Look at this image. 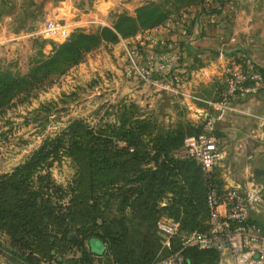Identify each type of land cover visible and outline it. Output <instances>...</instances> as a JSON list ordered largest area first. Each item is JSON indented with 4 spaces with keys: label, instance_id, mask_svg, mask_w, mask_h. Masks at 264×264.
<instances>
[{
    "label": "rangeland",
    "instance_id": "obj_1",
    "mask_svg": "<svg viewBox=\"0 0 264 264\" xmlns=\"http://www.w3.org/2000/svg\"><path fill=\"white\" fill-rule=\"evenodd\" d=\"M7 1L0 2V7L6 9L0 10V81L8 86L0 97V176L9 180L6 175L43 140L65 136L75 125L94 130L116 126L126 133L125 139L114 140L111 148L104 151L108 162L103 165L91 162L94 156L89 150L72 149L61 152V158L48 169L32 172L27 180L30 186L43 185L45 182L37 177L49 173L54 184L63 188L60 197L59 192L51 197V210L43 204L33 206L23 188L17 193L0 192V200H6L3 206L11 210L1 205L0 251L44 262L56 260L54 257L72 264L96 259L89 255L103 251V244L95 237L103 231L102 217H119L118 206L124 198L126 203H132L140 197L146 201V209L144 225H139L154 242L152 257L165 255L164 237L156 223L178 215L177 207L172 210L169 206L178 196L175 191L179 190L181 177H186V191L197 201L192 205L202 208V184L195 161L175 156L190 130L193 132L200 123L194 108L172 102L174 96L183 97L180 82L174 92L173 81L161 84L174 91L160 83L126 75V48L136 46L143 57L147 48L140 46L137 38L151 27L161 22L163 26L181 22L195 14L205 18L217 12L220 0H10L11 6ZM5 12L15 16L10 25L3 24ZM23 14L29 19L25 25ZM126 16L133 17V22ZM49 20L66 25L65 38L43 35L41 30ZM103 29L111 30L115 36ZM100 34L103 39L96 42L81 38L82 46L74 57L64 49L77 36ZM143 41V46H147L148 41ZM84 44L90 47L84 48ZM160 126L161 135L157 132ZM182 133L176 148L159 152L161 141L167 142L166 146L170 143L169 134ZM171 157L184 162L175 166ZM223 163L220 172L233 175L228 171L229 166L233 168L231 156L227 154ZM151 176L157 183L148 186ZM142 185L145 190L140 194ZM131 211L128 209L126 214V236L118 231L106 233L114 240V249L121 253L125 250L130 256L138 252L142 241L133 226L140 219H134ZM188 220L190 227L195 226L196 221L202 220L201 213ZM51 249L54 251L49 256ZM189 256L193 264H230L229 256L213 251L190 250ZM131 259L140 261V254Z\"/></svg>",
    "mask_w": 264,
    "mask_h": 264
},
{
    "label": "built area",
    "instance_id": "obj_2",
    "mask_svg": "<svg viewBox=\"0 0 264 264\" xmlns=\"http://www.w3.org/2000/svg\"><path fill=\"white\" fill-rule=\"evenodd\" d=\"M66 28L64 23L49 20L41 32L52 39H57V36L65 38L68 34ZM164 29L162 24L151 27L146 34L137 38L139 45L147 48L143 57L136 46H127L124 70L127 76H138L153 84L173 81L176 91L160 84L165 89L177 92L181 50L163 38ZM186 32L187 26L182 27V33ZM143 39L148 41L147 46H143ZM223 77L225 92L222 98L208 102V107L199 112L200 132L187 136L183 146L175 153L177 157L195 161L201 173L209 180L205 194V227L186 233L179 220L159 219L157 229L164 237L167 253L148 264H193L188 254L189 248L227 255L230 264H264V222L253 217L255 213H261L264 217V191L256 187L226 185L219 180L227 153L220 147L216 136L217 124L230 108L228 99L255 93L264 81V75L258 70L228 66ZM258 119L264 124V113ZM89 257L96 259L78 264H120L110 256L105 243L100 254L91 252ZM54 258L56 260L50 262L39 260L37 264H72Z\"/></svg>",
    "mask_w": 264,
    "mask_h": 264
},
{
    "label": "crops",
    "instance_id": "obj_3",
    "mask_svg": "<svg viewBox=\"0 0 264 264\" xmlns=\"http://www.w3.org/2000/svg\"><path fill=\"white\" fill-rule=\"evenodd\" d=\"M11 1L6 4L11 6ZM217 8L216 13L205 18L195 14L181 22L166 23L162 34L181 50L178 73L183 97L173 95L172 102L194 108L199 123V112L208 107V102L221 99L225 92L226 67L258 70L264 75V0H223ZM14 17L5 12L3 24L10 25ZM21 20L25 25L29 19L23 14ZM184 25L187 32L183 34ZM228 106L218 122L216 136L220 147L233 159V168L228 169L233 175L221 172L219 177L226 185L264 191V124L258 119L264 113V81L255 93L230 97ZM253 217L264 222L261 213ZM0 264L29 263L16 253L0 251Z\"/></svg>",
    "mask_w": 264,
    "mask_h": 264
},
{
    "label": "trees",
    "instance_id": "obj_4",
    "mask_svg": "<svg viewBox=\"0 0 264 264\" xmlns=\"http://www.w3.org/2000/svg\"><path fill=\"white\" fill-rule=\"evenodd\" d=\"M219 2L221 5L222 4L221 0ZM124 18L127 20H131L133 22V17L126 16ZM160 24H162V22L154 26H157ZM103 30L112 33L111 30L109 29H103ZM113 36H115V34H113ZM76 38L77 39L73 41L72 45L70 44L68 45V47H64L65 51L70 53L73 57L79 54V49L82 46L80 43L81 38L88 40V42L90 41L96 42L99 39H103V36L101 34L97 36L81 35L79 37L77 36ZM83 47L88 48L90 46H87V44H84ZM0 86H1L0 87V97H1L2 96L1 91L5 90V88H8V86L6 83H4L3 80L0 81ZM78 125H75L72 128L70 127L69 132L67 131L65 133V136L58 135V136L43 140V142L39 145V147L35 151H33L31 155L26 160H24L22 164L16 166L13 172L6 175V177L9 178V180H5L4 178L5 175L2 176L3 178L0 176L1 177L0 178V192L13 191L17 193L20 189L23 188L24 191H28L31 197L30 200L32 201L31 204L33 206L37 204H41V205L43 204L44 206L46 205L47 209L51 210L54 208L51 202V197L54 195V193H57V192H59L58 197H60L62 195L63 188L59 185L54 184L53 179L51 178L49 173L38 175L37 178H40L43 180V182H45L43 185L36 186V187L30 186L29 183H27V180L31 177L32 172L34 170L48 169L53 164L54 161L59 160L61 158V155H62L61 152L70 151L72 149L89 150L90 154L94 156L93 158L90 159L91 162L99 164V165H103V163L108 162L107 157L104 155V151L109 150L111 148V145L113 144L114 140L125 139L123 134H125L126 132L119 128H116V126H110L109 128H107L106 126L104 127L100 126L97 130H94L93 128H89L87 126H80V125L78 126ZM200 130H201V126L199 125L197 126V128H195L193 132L190 130L189 135L198 134ZM157 132L159 135H161L163 133V128L160 126ZM182 135L183 133L181 135L178 134L177 136L174 134H169L168 140H170V143L168 144V146H166L167 142L163 144L161 141L159 146L162 145V147L161 149H159V152L161 151L167 152L169 148L170 150L174 147L176 148L181 143ZM131 150L133 151V148H131ZM172 159L174 160L175 166H177L180 162H184L182 160H179L178 158H172ZM189 162H194V161L190 160ZM195 170L197 172V177L199 178L202 184L203 196H201V203H200L202 208L200 209L198 205H194V206L192 205L193 203L196 204L197 201L190 195L189 190L186 191V186L189 184L186 177L185 178L181 177V182L179 184L180 185L179 190L175 191V193H177L178 196L176 200L172 202V205L169 206V209H172V210L174 209V207H177L176 210L179 211V213L175 219L181 222V227L184 231H187V230L193 231L196 229L200 230L205 227V224H204V220L206 218L205 194H206V188H207V184L209 183V180L201 173L197 164H196ZM15 174L19 176H17L16 178ZM142 177H144V175L140 176L141 179ZM151 180H148V186L156 185L157 181L155 182L153 177L151 178ZM144 188L145 186L142 185V190H140L139 192L140 194L144 192L145 190ZM0 201H1L0 202V208H1L5 204L6 200L2 197ZM145 203L146 201H144V199L140 197L138 198L135 197L134 202L132 203H126L125 198H124L122 203L118 206V209L120 210L119 217L117 218H106L104 216L102 217L103 220H101V225H102L101 228L103 229V231L100 235L95 236V237L102 244L104 243L106 244L107 251L110 254V256L115 261H118L120 264H148L150 261L153 260V257H152L153 250L152 249L154 248L153 246L154 242L153 240H150L145 236L143 226L139 225V224H143L142 220H144L145 218V215H144L145 212L143 211V209H146L144 205ZM3 207L7 209L6 206H3ZM4 208H2V210ZM128 209L133 210L131 212H132V216L134 217V219H138V220L140 219V222L137 221L133 223V226H136L134 227L135 231L141 234L142 241H141V244L139 245V250H137L138 252H135V254L131 255L133 257V256H137V253H139L141 257L140 261L132 260L130 253L129 254L125 253V250H123L121 253L120 250L114 249L113 248L114 246H112V244L114 243V240L110 238L111 237L110 235H107V234H110L109 232H114V231H118L119 234L122 233L124 236L128 234V222L129 221H126V217L128 215ZM7 211H11V210L8 208ZM200 213H201V218H202L201 222L196 221L195 222L196 225L190 227L189 226L190 222L188 219L195 218ZM123 243L124 244L126 243L125 237H124ZM124 249H126L125 245H124ZM190 250H197V249L189 248L188 254ZM52 251L54 250L51 249L50 252H48L49 256L52 255ZM197 251L203 252L200 250H197ZM18 255L26 259L29 264H37L39 261L36 258L24 257L21 254H18Z\"/></svg>",
    "mask_w": 264,
    "mask_h": 264
}]
</instances>
